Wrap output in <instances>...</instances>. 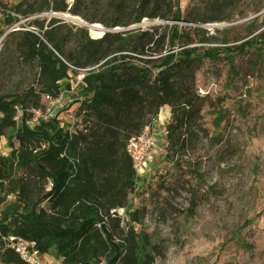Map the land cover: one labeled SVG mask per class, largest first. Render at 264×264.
<instances>
[{
	"label": "rangeland",
	"instance_id": "rangeland-1",
	"mask_svg": "<svg viewBox=\"0 0 264 264\" xmlns=\"http://www.w3.org/2000/svg\"><path fill=\"white\" fill-rule=\"evenodd\" d=\"M139 1L0 0V97L27 101L30 91L59 83L61 95H42L39 115L36 119L32 113L28 125L48 118L69 128L79 123L76 100L84 99L79 85L85 70H74L50 44L33 45L27 36L31 33L40 38L48 33L57 42L69 38L65 48H72L82 28L98 39L107 30L177 23L201 54L218 48L219 57L204 58L196 72V89L203 98L201 125L207 135L188 155L168 161L171 112L169 106L162 107L140 136L139 145L147 149L146 165L129 206L119 213L127 228L131 223L126 213L144 210L143 223L134 227L157 245L154 264H264V0H174L173 10L183 18L179 22L145 18L129 28L105 26L137 14L133 7ZM56 6L67 10L54 12ZM52 18L59 22L53 24ZM248 40L253 42L247 53L233 50ZM10 151L2 139L0 152L6 156ZM1 213L2 206L0 264H21L4 251L11 234L1 229ZM44 255L48 264H61L54 249Z\"/></svg>",
	"mask_w": 264,
	"mask_h": 264
},
{
	"label": "trees",
	"instance_id": "trees-1",
	"mask_svg": "<svg viewBox=\"0 0 264 264\" xmlns=\"http://www.w3.org/2000/svg\"><path fill=\"white\" fill-rule=\"evenodd\" d=\"M175 2L140 0L133 7L137 14L105 26L129 28L145 18L179 22L183 18L173 10ZM27 36L33 45L50 44L74 70H85L79 85L84 99L76 100L79 123L69 128L57 118L28 125L30 109L41 108L42 95H61L59 83L30 91L27 101L0 97V143L6 139L11 149L6 156L0 152L1 229L35 241L43 254L54 249L62 264H154L157 245L134 227L143 223L144 210L126 213L127 228L119 213L129 206L139 181L128 144L169 106L166 159L188 155L207 133L201 125L203 98L196 89L198 65L204 58H218L220 50L201 54L177 23L107 31L98 39L82 28L72 48H65L69 38ZM261 39L264 47V35ZM252 42L233 50L245 54ZM4 251L25 264L13 250Z\"/></svg>",
	"mask_w": 264,
	"mask_h": 264
},
{
	"label": "built area",
	"instance_id": "built-area-1",
	"mask_svg": "<svg viewBox=\"0 0 264 264\" xmlns=\"http://www.w3.org/2000/svg\"><path fill=\"white\" fill-rule=\"evenodd\" d=\"M30 112L34 113V115H39L38 110H31ZM20 113L21 111L18 110L17 119H19ZM129 142L128 152L131 155L134 168L139 176V173L143 171L146 165L147 149L142 144L139 145V142H143L141 137L132 138ZM7 248H10L19 255L25 264H48L45 255L37 248L35 241L11 235L8 238Z\"/></svg>",
	"mask_w": 264,
	"mask_h": 264
},
{
	"label": "water",
	"instance_id": "water-1",
	"mask_svg": "<svg viewBox=\"0 0 264 264\" xmlns=\"http://www.w3.org/2000/svg\"><path fill=\"white\" fill-rule=\"evenodd\" d=\"M90 29H94V30H96V29H102V28H100V27H97L96 25H89L88 26ZM119 29H115L114 31H118ZM107 31H109V30H107ZM107 31H105V32H103V35L107 32Z\"/></svg>",
	"mask_w": 264,
	"mask_h": 264
},
{
	"label": "bare ground",
	"instance_id": "bare-ground-1",
	"mask_svg": "<svg viewBox=\"0 0 264 264\" xmlns=\"http://www.w3.org/2000/svg\"><path fill=\"white\" fill-rule=\"evenodd\" d=\"M97 27H100V26H98V25H96Z\"/></svg>",
	"mask_w": 264,
	"mask_h": 264
},
{
	"label": "crops",
	"instance_id": "crops-1",
	"mask_svg": "<svg viewBox=\"0 0 264 264\" xmlns=\"http://www.w3.org/2000/svg\"><path fill=\"white\" fill-rule=\"evenodd\" d=\"M61 264H62V260H61Z\"/></svg>",
	"mask_w": 264,
	"mask_h": 264
}]
</instances>
